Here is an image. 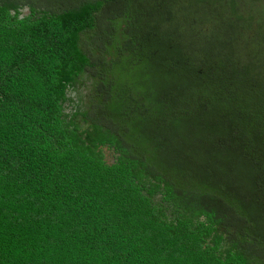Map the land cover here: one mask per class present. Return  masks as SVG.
<instances>
[{"label": "trees", "instance_id": "obj_1", "mask_svg": "<svg viewBox=\"0 0 264 264\" xmlns=\"http://www.w3.org/2000/svg\"><path fill=\"white\" fill-rule=\"evenodd\" d=\"M0 264H264V1L0 0Z\"/></svg>", "mask_w": 264, "mask_h": 264}, {"label": "water", "instance_id": "obj_2", "mask_svg": "<svg viewBox=\"0 0 264 264\" xmlns=\"http://www.w3.org/2000/svg\"><path fill=\"white\" fill-rule=\"evenodd\" d=\"M11 14H14V12H11ZM30 14V11L27 7L23 8L20 12V15L18 16L19 19L23 18L24 16H27ZM106 158H108L107 156H105Z\"/></svg>", "mask_w": 264, "mask_h": 264}, {"label": "rangeland", "instance_id": "obj_3", "mask_svg": "<svg viewBox=\"0 0 264 264\" xmlns=\"http://www.w3.org/2000/svg\"><path fill=\"white\" fill-rule=\"evenodd\" d=\"M263 1H264V0H263ZM71 96H73V94H72Z\"/></svg>", "mask_w": 264, "mask_h": 264}, {"label": "flooded vegetation", "instance_id": "obj_4", "mask_svg": "<svg viewBox=\"0 0 264 264\" xmlns=\"http://www.w3.org/2000/svg\"><path fill=\"white\" fill-rule=\"evenodd\" d=\"M241 1V0H240Z\"/></svg>", "mask_w": 264, "mask_h": 264}]
</instances>
